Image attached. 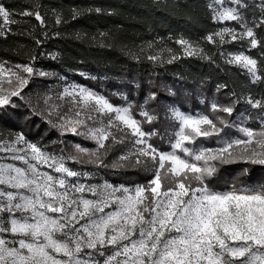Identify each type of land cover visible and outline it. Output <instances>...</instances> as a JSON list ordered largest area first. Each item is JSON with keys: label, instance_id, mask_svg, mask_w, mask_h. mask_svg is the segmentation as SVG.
<instances>
[{"label": "snow or ice", "instance_id": "obj_1", "mask_svg": "<svg viewBox=\"0 0 264 264\" xmlns=\"http://www.w3.org/2000/svg\"><path fill=\"white\" fill-rule=\"evenodd\" d=\"M206 7L214 22H236L241 30L221 27L203 39L218 50L245 40L249 49L259 47L260 61L245 51L221 50L219 56L225 64L245 70L251 83L264 82V36L255 31L264 28V0L260 18L251 26L241 11L247 7L244 0H209ZM38 9L34 5L17 14L0 4V36L21 22L15 15L34 16L43 25ZM81 14L72 9L73 19ZM62 22L57 14L56 23ZM174 42L178 50L165 47L146 59L162 66L182 54L214 62V54L199 42L182 34ZM153 47L149 42L147 48ZM128 55L140 59L136 53ZM14 68L0 63V121L13 119L8 108L18 105L11 98L24 99L22 92L33 76L49 75L32 63ZM225 88L227 84H220L217 91ZM114 95L128 100L123 93ZM66 98V111L50 106L48 115L56 114L55 121L49 119L50 126L61 137L70 133L92 141L94 148L61 140L58 152H48L23 133L0 140V152L22 165L0 162V264H264V94L244 97L231 91L228 103L213 98L209 113L195 115L167 106L165 119L172 124L170 133L163 134L143 129V124L159 119L147 107L157 100L155 91L148 93L138 112L131 102L117 106L105 95L76 84L57 97ZM50 99L45 97L44 103ZM241 99L257 113L246 110L230 119ZM250 119L259 120L258 126H247ZM232 128L240 135L229 136L225 130ZM154 136L166 139L170 150L154 145ZM213 139L215 147L205 146ZM118 147L120 155L109 159ZM69 162L81 169L69 167ZM87 166L93 170H84ZM233 166L236 171L218 183L221 171ZM102 169L145 171L151 179L131 186L87 182ZM254 170H259L255 179Z\"/></svg>", "mask_w": 264, "mask_h": 264}, {"label": "trees", "instance_id": "obj_2", "mask_svg": "<svg viewBox=\"0 0 264 264\" xmlns=\"http://www.w3.org/2000/svg\"><path fill=\"white\" fill-rule=\"evenodd\" d=\"M244 2L247 7L241 11L251 26L253 21L260 18L262 2ZM0 4L17 14L39 5L38 10L44 18L42 25L34 16L15 15L14 19L21 22L11 24V30H6L5 35L0 36V62L9 65L32 63L36 69L49 73L48 76L31 78L22 92L24 99L11 98L18 107L8 108L13 119L0 121L1 140H11L16 133H23L28 141L51 152L59 151L63 146L59 143L61 140L68 144L80 143L84 147H95L94 142L70 133L61 137L50 126L49 119H56L53 115H48L43 103L44 96L52 85L57 86L58 91L60 84L73 82L105 95L114 105L131 102L137 106V112L138 106L144 104L148 93L155 91L157 100L149 102L147 107L150 111L155 110L159 119L153 124H143V129L156 130L161 134L165 130L169 133L171 131L172 121L165 119L167 106H176L183 112L193 114L209 113L211 100L215 98L220 103H228V94L231 91L244 97L251 94L259 98L264 94V82L251 83L243 71L222 62L218 53L213 55L214 62L199 57H185L182 54L172 64L165 63L162 66L146 59L148 54L155 55L165 47L178 50L179 46L175 44L174 38L181 34L199 42L206 51H214V46L203 39L205 36L226 26L240 30L236 22H213L205 0H93L92 4L102 11H83L76 19L72 18V10L57 0H0ZM57 14L62 16L63 22L60 24L56 23ZM255 31L258 36H264V28H256ZM101 33L105 35L102 36ZM170 36L173 39H169ZM37 40L42 43L38 45ZM149 42L154 44L152 49L147 48ZM141 47L145 48L144 53H140ZM226 48L233 50L236 45L230 43ZM129 52L140 55V59H133L128 55ZM53 54L55 59L52 58ZM248 54L258 61L261 60L259 47L248 51ZM33 55L37 57L34 62L30 59ZM167 55L166 52L163 53L164 58ZM61 77L65 80L61 81ZM135 84L140 87L136 88ZM220 84H227V88L217 91ZM168 89L175 95H171ZM114 93L125 94L127 102ZM246 110L253 116L258 111L251 109L241 99L230 119H236L238 113H245ZM136 118L143 120L139 115ZM258 124L259 120L250 119L247 126L257 127ZM225 131L231 137L240 135L235 128ZM151 142L164 151L170 150L166 139L162 140L160 136H154ZM205 146L215 147V140L205 141ZM120 153L121 147H118L109 159ZM69 167L81 169L80 165L71 162ZM236 167L222 170L218 183H223L230 173L236 171ZM84 170L93 169L87 166ZM258 175L259 170H254L253 179ZM96 177L98 181L131 186L146 183L151 179V174L133 169H102Z\"/></svg>", "mask_w": 264, "mask_h": 264}, {"label": "rangeland", "instance_id": "obj_3", "mask_svg": "<svg viewBox=\"0 0 264 264\" xmlns=\"http://www.w3.org/2000/svg\"><path fill=\"white\" fill-rule=\"evenodd\" d=\"M57 1H59L60 3H62L63 5H66L67 7H69L70 8V10H72V9H79V10H82V12H83V10H87L88 8H96L95 7V5L94 4H92V2H93V0H57ZM155 1H160V2H164V1H166V0H155ZM207 3L209 2V0H205ZM257 1H261L262 2V0H257ZM208 11H209V13H210V16H211V19H212V15H211V12H210V10L208 9ZM212 21H213V19H212ZM214 22V21H213ZM228 22H230V21H228ZM215 23H217V22H215ZM220 24H222L223 22H219ZM227 27V26H226ZM217 30H219V28H217V29H215L214 31H212V33L213 32H215V31H217ZM241 30V29H240ZM240 30H238L237 29V31H240ZM211 34V33H210ZM209 35V34H208ZM206 43H208V42H206ZM231 43H235V45H236V48L235 49H233V50H230V49H228V48H226L227 47V45L228 44H230V43H228V44H225V45H223L222 47H221V49H217L213 44H211V43H208L209 45H213L214 46V51H210L209 49V51L207 50H205L206 52H212V54H216V53H218V55H219V51H225V52H239V51H245V53L246 54H248V51L250 52L251 50H253V49H249L248 48V46H247V43H246V40L244 41V42H241V41H233V42H231ZM179 46V45H178ZM186 57V56H185ZM191 57H197V56H191ZM220 57V56H219ZM220 59H221V57H220ZM221 61L222 62H224L222 59H221ZM0 63H3V62H0ZM4 65H5V68L6 69H8V68H12L13 69V71H15L16 69L14 68V66L15 65H9V64H6V63H4ZM229 66H232V67H235V68H237V69H239V70H241V71H243L246 75H247V73L245 72V70H243V69H241V68H239V67H237V66H235V65H229ZM24 75H26V74H24ZM248 76V75H247ZM5 80H7V78H8V73L6 72L5 73ZM63 78V79H62ZM248 78H249V80H250V77L248 76ZM63 80H65V78L64 77H61V81H63ZM251 82V81H250ZM73 84H76V83H73V82H71V83H65V84H60L61 86H60V89L57 91L56 89H57V86H54V85H52V86H49V90H48V92L46 93V95L44 96V97H51V99L49 100V102H48V104H45V103H43V106H45V109H46V111L49 113V110H50V106L51 105H60L61 106V111H66L67 110V108H68V104H67V102H66V100H67V98L65 99V100H60V99H57V97H58V95L60 94V93H62V91H63V89L65 88V87H69L70 85H73ZM76 85H78V84H76ZM80 86H82V85H80ZM4 87L5 88H7L8 87V85L5 83V85H4ZM85 87V86H84ZM45 100V99H44ZM180 109V108H179ZM186 113H190V114H193V113H191V112H186ZM196 113H199V112H196ZM196 113H194L193 115H195ZM52 115H53V118L54 119H56V114H55V112L53 111V113H52ZM13 139H14V137H13ZM1 140V139H0ZM4 140H9V139H4ZM42 147V146H41ZM44 149L46 150V151H48V152H51V151H49V150H47L45 147H44ZM9 154H7V153H4V152H0V162H3V163H15V164H17V166H22L21 164H20V162L19 161H12V160H10V159H7L6 157L8 156ZM68 166H69V164H68ZM87 182H89V183H97V184H101V183H103L104 181H98L97 180V177L95 176L94 178H92L91 180H89V181H87Z\"/></svg>", "mask_w": 264, "mask_h": 264}]
</instances>
